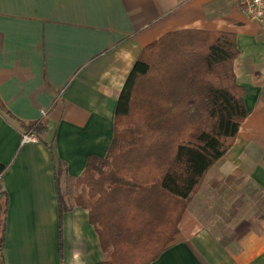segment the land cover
Instances as JSON below:
<instances>
[{"label":"crops","instance_id":"crops-1","mask_svg":"<svg viewBox=\"0 0 264 264\" xmlns=\"http://www.w3.org/2000/svg\"><path fill=\"white\" fill-rule=\"evenodd\" d=\"M183 29L236 34L234 71L248 116L200 187L211 203L229 202L230 219L208 220L200 199L193 210L198 191L177 224L166 195L145 231L157 246L178 233L150 264H264V212L248 209L251 193L264 196V35L238 0H0V100L25 124L48 127L23 143L19 123L0 110L5 264L107 260L89 210L74 202L83 190L76 179L90 156L107 155L118 99L142 50ZM58 192L68 206L62 215Z\"/></svg>","mask_w":264,"mask_h":264},{"label":"trees","instance_id":"trees-1","mask_svg":"<svg viewBox=\"0 0 264 264\" xmlns=\"http://www.w3.org/2000/svg\"><path fill=\"white\" fill-rule=\"evenodd\" d=\"M237 36L221 30L171 31L146 46L120 93L114 137L105 157L90 156L76 187V205L89 210L107 260L150 264L164 251L146 228L161 199L178 224L207 171L232 147L248 116L236 80ZM0 110L38 139L43 122L25 124L0 100ZM7 166L0 163V181ZM61 215L68 209L60 192ZM8 193L0 188V264H5Z\"/></svg>","mask_w":264,"mask_h":264},{"label":"rangeland","instance_id":"rangeland-1","mask_svg":"<svg viewBox=\"0 0 264 264\" xmlns=\"http://www.w3.org/2000/svg\"><path fill=\"white\" fill-rule=\"evenodd\" d=\"M219 198V195L216 194ZM213 196L209 193L208 191V187L206 186L204 190L200 191L199 190V195H197L195 201L193 202V205H191V208L193 210H197V205L200 203L199 199L202 200V204L201 209H198V212L203 213L205 215V218H207L208 220L212 216V214L217 213V215L214 217L217 219L218 222H220L221 224H223L226 219H230L229 218V212L226 209V205L229 204V202H224L222 199H218L216 201H213L211 203V198ZM210 198V201H209ZM240 205L238 204V209H239ZM248 209L251 212H264V196L258 192L255 191L253 193L250 194V198H249V202H248ZM239 211V210H238ZM206 219V220H207ZM219 224V223H218Z\"/></svg>","mask_w":264,"mask_h":264},{"label":"built area","instance_id":"built-area-1","mask_svg":"<svg viewBox=\"0 0 264 264\" xmlns=\"http://www.w3.org/2000/svg\"><path fill=\"white\" fill-rule=\"evenodd\" d=\"M242 13L251 21L260 25L264 35V0H238ZM38 138L31 133H23L22 142H37Z\"/></svg>","mask_w":264,"mask_h":264}]
</instances>
